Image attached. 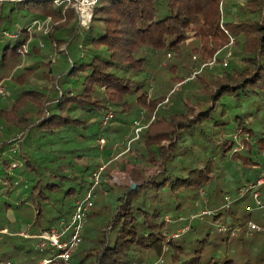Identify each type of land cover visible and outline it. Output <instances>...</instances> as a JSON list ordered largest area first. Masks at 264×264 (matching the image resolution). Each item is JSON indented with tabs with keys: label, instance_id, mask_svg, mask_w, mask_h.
I'll return each mask as SVG.
<instances>
[{
	"label": "trees",
	"instance_id": "obj_1",
	"mask_svg": "<svg viewBox=\"0 0 264 264\" xmlns=\"http://www.w3.org/2000/svg\"><path fill=\"white\" fill-rule=\"evenodd\" d=\"M221 1L97 0L82 29L65 0H0V73L16 68L9 81L18 85L15 117L7 123L0 115V129L17 133L13 139L0 136V264H41L48 256L16 224L28 217L20 228L37 235L71 215L74 201L91 187L104 147L96 141L117 130L101 126L111 106L119 113L140 106L153 115L131 142L135 156L152 170L137 182H106V196L95 200L73 253L77 264H146L148 253L160 264H264V233L247 240L258 250L245 256L230 247V234L201 224L223 217L230 229L260 221L257 210L246 209L249 194L222 205L225 194L235 195L264 166L263 0L237 9H221ZM47 17L63 22L30 36V24ZM230 36L238 51L223 67ZM26 42L23 58L19 50ZM189 50L195 52L189 71L173 76L184 91L168 94L171 109L158 106L164 96H148L141 75L153 58ZM213 57L220 72L207 66L191 77L204 58ZM26 59L28 65L20 62ZM26 74L49 85L32 84ZM202 202L213 214L177 232L184 223L176 217Z\"/></svg>",
	"mask_w": 264,
	"mask_h": 264
},
{
	"label": "rangeland",
	"instance_id": "obj_2",
	"mask_svg": "<svg viewBox=\"0 0 264 264\" xmlns=\"http://www.w3.org/2000/svg\"><path fill=\"white\" fill-rule=\"evenodd\" d=\"M247 3H248V0H227L224 4V7L230 6V7H234L235 9H237V7L239 5L240 6H244V5L246 6ZM263 11H264V0H263ZM224 19H225V15H224ZM58 22L62 23L63 21H54V22L51 21V23H52L51 28L53 27L54 24L56 26L59 25L60 23L58 24ZM78 23H79V21H78ZM78 25H79V27H82V29L84 28V26H82L81 24H78ZM187 42L189 44H191L194 42V40L192 39V37H189ZM195 43H197V42L195 41ZM66 47H67L66 45H62V44L58 45L59 50H61L63 52L67 51ZM226 49H228L231 52L229 58L232 55L236 56V52L238 51V48L235 46L234 43L231 45H229V44L226 45ZM228 50H226V51H228ZM191 53H195V52L189 50L188 52H184V53H181L179 55H176L174 53H170V55L167 54L165 56H158L156 58H153L150 62L148 70H146L143 73V75H141V78H143V76L145 77L146 83L148 84V90H147L148 96H154L157 93H160V95L162 97L164 96L163 99H161V98L159 99L160 101L158 102V106H161V107L164 106L165 108H167V110L171 109V102H172L171 98H170V101H168V100L165 101L168 94H170L171 91L176 90V89H179V91H184V89H182V86L180 87L181 80L173 81L174 80L173 76L175 75V73L183 75L189 71V68L191 66V62H190ZM220 53L221 52H219V55H220ZM226 53L223 55L222 59L226 58ZM54 55H56V54H53V52L50 55L51 64H55L54 60H56V58ZM229 58H227V62H228ZM222 59L220 61L221 65H222ZM232 59H234V58H232ZM193 60L194 59L192 57V61ZM212 60H215V61L211 65V66H213L211 68V71H213V68L214 69L218 68V72H220V68H219L220 64H218L217 59H215V57H213L212 59L211 58H204L203 63H211ZM20 62H22L24 65H28L30 63L29 60H27V59L24 61H20ZM176 62H178L179 65L175 64ZM182 67L184 68V71H182ZM15 70H16V68H14V67L13 68L7 67L3 71H1L2 73H0V76H2L0 78V81H2L4 88H5V94L3 96H0V108L4 107L2 111L0 110V115L5 119V121L7 123L12 121L13 117H15L14 113L17 110L16 106H12V102H13L14 97H15L14 91L16 88H18V85L14 86V85L10 84V81H9L11 75L14 73ZM180 76H175V77H180ZM25 77L31 78L32 84H35L39 87L45 86V84L47 83L46 81L41 80L39 77H36L34 75L26 74ZM47 85H49V84L47 83ZM189 90H191L190 87H189ZM120 101H122V100H120ZM140 111L144 112V119L142 121V125H144L145 127L149 126L151 124V120L153 118V115H151L150 118L147 117L148 111H146V109L144 107L131 106L130 112L119 113L118 110H116L115 108H113L111 106V107H109V109H107L105 111V112L111 113L113 116L111 118V120L105 126L116 127L117 130L109 131L108 132V138L104 137L105 144H104V147L101 151L102 154L97 159L98 164H100V163L105 164L106 163L107 169H106V171L102 177L101 185L97 186L93 190V194H94L93 201H94V203H95V200L99 196H102V197L106 196L105 184H108L106 182H110L109 184H116V185L127 184V183H131V182H137V181L142 180L143 174L146 175V174L151 172L152 167L150 165H147L145 160L140 159V157L135 156V153L132 150V143L133 142L130 144L129 150H126L127 142L130 139V134H129L130 133V125H131L132 121L139 115ZM150 113H152V112H150ZM3 129L5 130L6 126H4ZM3 129H0V136L5 134L7 137H9V139L10 138L13 139V137L16 136V134H17V133L11 134V133L5 132ZM235 138L237 140H239V136H237V137L235 136ZM238 146H240L238 148V150H241L242 148H244V144H242V143H239ZM112 177L115 178V180L112 179ZM101 193H102V195H101ZM230 195L232 197H235V195H233L231 193H230ZM251 199H252V197H251ZM199 205L198 206L195 205L194 209L196 210L200 207L205 206L203 202H202V205L201 204H199ZM190 208H191V206H190ZM212 208L213 207L210 206V209H212ZM246 209H250V211L253 212L254 214L256 213V210L253 208V201L251 204L246 206ZM26 211H27V215L33 214V211H28V210H26ZM188 212L190 213V211H188ZM89 214H88V217H89ZM188 214L182 213V215H184V216H187ZM9 215L11 216L12 219H14L12 217L11 211L9 212ZM169 216H171V215H169ZM173 220H175V219H173ZM223 220H224L223 217L219 218L215 222L211 221V219H206L203 222H201V224L206 223V222L211 224L213 226L212 232L230 234V237H232L231 239H234L233 242H231L230 247L233 249V251L237 250V253H238V251H243L244 255L247 256V255L252 254L258 250V245H255L253 242H251V244H248L249 241H247V240L249 238L255 237L256 234L248 235L246 233L247 231L245 228L246 224H244L243 226H240V227H238L239 226L238 225V226H235L233 228L225 230V227L227 225H226V223H224ZM87 221H88V218H87ZM27 222H28V217L26 218L25 221L21 222L20 224H16V228H17L16 231L20 230L23 234H27V232L23 228L22 229L20 228V226L25 225ZM218 222H221V224H223L225 226L223 231L218 230V228H217ZM193 223H194V221L192 222V224ZM86 224H87V222H86ZM180 229H181V227L178 229L177 232L181 233ZM84 230H85V227H84ZM2 231L5 232L6 230L4 229ZM233 231H234V234H233ZM28 235H30V234H28ZM83 235H84V233H83ZM239 235H243L244 237H243V240L238 243L236 238L239 237ZM82 241H83V238H82ZM82 241H81V243H82ZM218 242H220V241H218ZM81 243L74 250V252L77 249L79 250ZM73 253H72V258H73L74 262L77 263L76 262L77 259L74 258ZM151 254L152 253H148V259H147L148 263L152 262V260L154 259V258L152 259L153 255H151ZM14 264H16V263H14Z\"/></svg>",
	"mask_w": 264,
	"mask_h": 264
},
{
	"label": "built area",
	"instance_id": "obj_3",
	"mask_svg": "<svg viewBox=\"0 0 264 264\" xmlns=\"http://www.w3.org/2000/svg\"><path fill=\"white\" fill-rule=\"evenodd\" d=\"M66 6H71L78 17L79 24L82 26H87L92 15V9L97 2V0H65ZM224 0L220 2V8L223 9ZM51 18L47 17L43 21L35 20L28 27L29 34L35 30L36 32H41L46 34L51 29ZM234 43V38L232 36L229 37V45ZM39 46H43V41H39ZM20 54L22 57H25L28 52V43L26 42L20 48ZM231 52L228 50L226 53V58L222 59V66L226 67L228 62L227 58H229ZM170 55V54H168ZM195 58V57H193ZM215 60H212L211 63H202L200 67L195 69L194 73L191 77H194L196 73L201 71L202 68L211 66ZM5 94V88L0 81V96ZM168 98L165 99L167 101ZM112 114L109 112H104L101 119V126H105L112 118ZM144 119V112L140 111L139 115L132 121L130 125V139L127 142L128 149L130 143L133 140H136L139 137L141 130L145 127L142 125V121ZM236 135L233 137L235 138ZM237 137V136H236ZM236 139V138H235ZM99 144L100 148H102L105 144V139L100 138L96 141ZM237 147L236 149H238ZM261 162L264 163V150L260 154ZM107 169V164L100 163L98 164L90 174L91 187L86 191L82 198L76 199L73 205V211L71 215L67 218L59 219L55 224H53L48 230L43 231L37 235H28L23 234L26 237H35L37 241L35 242V247L46 250L48 256L43 258L40 263L41 264H77L74 262L72 258V253L79 246L82 241L84 227L87 222L88 214L90 213L93 205H94V194L93 190L97 186H100L102 183V177ZM115 180V178L112 177ZM133 183V182H131ZM247 194H250L253 201V208L259 212L260 221L249 220L246 223V233L248 235H254L259 233H264V166L260 171L259 175L255 180L248 181L244 185H242L235 197H232L230 193L224 195V204L223 206H228L236 197L241 198L245 197ZM250 211V209H248ZM213 214V209L208 208L207 206L200 207L196 210L191 211L187 216L180 214L176 217V220L179 222H183L180 231L183 232L187 230L192 222L203 220L206 216ZM166 220L171 222V216H166ZM224 225L221 222L217 223V228L219 231L224 230ZM240 227V226H238ZM228 229L225 227V230ZM234 234V231H233ZM162 262L161 258L156 259V261H152L147 264H160ZM6 264H14L13 262H7ZM134 264V263H133Z\"/></svg>",
	"mask_w": 264,
	"mask_h": 264
}]
</instances>
